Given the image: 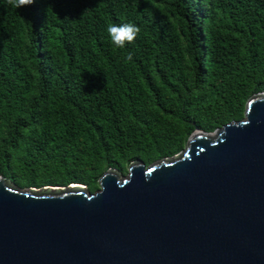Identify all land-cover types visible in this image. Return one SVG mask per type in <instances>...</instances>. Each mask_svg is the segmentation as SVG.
I'll return each instance as SVG.
<instances>
[{
	"label": "trees",
	"instance_id": "obj_1",
	"mask_svg": "<svg viewBox=\"0 0 264 264\" xmlns=\"http://www.w3.org/2000/svg\"><path fill=\"white\" fill-rule=\"evenodd\" d=\"M124 23L140 33L117 49ZM262 91L264 0H0V175L19 186L95 191Z\"/></svg>",
	"mask_w": 264,
	"mask_h": 264
},
{
	"label": "water",
	"instance_id": "obj_2",
	"mask_svg": "<svg viewBox=\"0 0 264 264\" xmlns=\"http://www.w3.org/2000/svg\"><path fill=\"white\" fill-rule=\"evenodd\" d=\"M100 187L0 175V264H264V91L178 153Z\"/></svg>",
	"mask_w": 264,
	"mask_h": 264
},
{
	"label": "clouds",
	"instance_id": "obj_3",
	"mask_svg": "<svg viewBox=\"0 0 264 264\" xmlns=\"http://www.w3.org/2000/svg\"><path fill=\"white\" fill-rule=\"evenodd\" d=\"M34 2L35 0H8V4L15 8L29 6ZM106 31L115 48L125 49L129 44L135 42L140 33V28L133 23H124L120 25L111 24L108 25ZM126 59L131 61L132 56L129 54Z\"/></svg>",
	"mask_w": 264,
	"mask_h": 264
},
{
	"label": "rangeland",
	"instance_id": "obj_4",
	"mask_svg": "<svg viewBox=\"0 0 264 264\" xmlns=\"http://www.w3.org/2000/svg\"><path fill=\"white\" fill-rule=\"evenodd\" d=\"M128 171H129V169H128ZM128 171H127L126 173H124V174H127V173H128Z\"/></svg>",
	"mask_w": 264,
	"mask_h": 264
}]
</instances>
